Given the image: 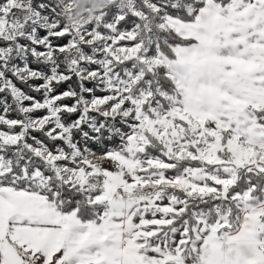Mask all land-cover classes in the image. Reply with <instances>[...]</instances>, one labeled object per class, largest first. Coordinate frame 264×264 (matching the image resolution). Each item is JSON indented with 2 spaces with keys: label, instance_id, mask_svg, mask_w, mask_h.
Listing matches in <instances>:
<instances>
[{
  "label": "snow or ice",
  "instance_id": "obj_1",
  "mask_svg": "<svg viewBox=\"0 0 264 264\" xmlns=\"http://www.w3.org/2000/svg\"><path fill=\"white\" fill-rule=\"evenodd\" d=\"M0 264H264V0H0Z\"/></svg>",
  "mask_w": 264,
  "mask_h": 264
},
{
  "label": "trees",
  "instance_id": "obj_2",
  "mask_svg": "<svg viewBox=\"0 0 264 264\" xmlns=\"http://www.w3.org/2000/svg\"><path fill=\"white\" fill-rule=\"evenodd\" d=\"M93 0H83V3H91Z\"/></svg>",
  "mask_w": 264,
  "mask_h": 264
}]
</instances>
